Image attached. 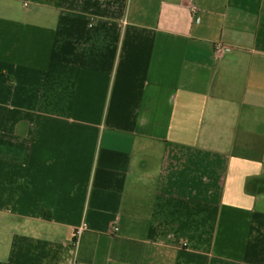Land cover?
<instances>
[{
	"label": "crops",
	"instance_id": "1",
	"mask_svg": "<svg viewBox=\"0 0 264 264\" xmlns=\"http://www.w3.org/2000/svg\"><path fill=\"white\" fill-rule=\"evenodd\" d=\"M0 264H264V0H0Z\"/></svg>",
	"mask_w": 264,
	"mask_h": 264
},
{
	"label": "built area",
	"instance_id": "2",
	"mask_svg": "<svg viewBox=\"0 0 264 264\" xmlns=\"http://www.w3.org/2000/svg\"><path fill=\"white\" fill-rule=\"evenodd\" d=\"M221 47L218 46L217 47V50H220ZM88 229V226L87 224L83 223L81 226H79V228H77V230L74 232V235H73V241H72V244L75 246L80 237L83 235V233ZM115 231L117 230L116 228L114 229Z\"/></svg>",
	"mask_w": 264,
	"mask_h": 264
}]
</instances>
